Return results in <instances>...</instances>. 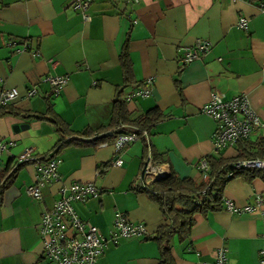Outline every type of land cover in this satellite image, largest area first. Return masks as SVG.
<instances>
[{"label":"crops","instance_id":"crops-1","mask_svg":"<svg viewBox=\"0 0 264 264\" xmlns=\"http://www.w3.org/2000/svg\"><path fill=\"white\" fill-rule=\"evenodd\" d=\"M72 2L0 0V88L18 90L10 102L14 108L44 113L49 99L75 132L106 126L124 84L119 55L128 38L135 83L126 85L125 95L149 90L147 96L134 95L128 110L137 114L156 107L168 115L149 131V146L178 177L200 181L201 158L237 155L236 146L214 151V121L200 111L211 90L227 99L245 94L264 121V10L259 0H92L89 21ZM239 18L247 21L246 28L237 26ZM197 39L209 41V52L180 66L181 48ZM58 75L68 79L52 96L46 77ZM31 88L35 93L28 96ZM258 136L264 132L249 139ZM0 138L6 142L1 172L27 147L38 154L53 152L59 135L47 120L4 115ZM145 153L143 140H135L119 152L122 165L112 166L117 156L113 137L66 146L57 154L60 180L42 188L43 200L25 192L34 180L33 166L20 167L0 199V264H47L37 232L40 216L59 197L60 185L73 181H91L99 189L96 197L72 203L77 215L105 238L99 264H157L159 250L151 237L114 241L109 236L117 211L145 223L150 236L166 222L159 204L133 188ZM257 195L264 196L260 177L234 175L223 188V198L236 206L252 204ZM220 247L227 264H260L264 204L252 212L196 213L187 238L171 239L175 264H213Z\"/></svg>","mask_w":264,"mask_h":264},{"label":"built area","instance_id":"built-area-1","mask_svg":"<svg viewBox=\"0 0 264 264\" xmlns=\"http://www.w3.org/2000/svg\"><path fill=\"white\" fill-rule=\"evenodd\" d=\"M91 1L73 0L72 2V6L81 12L84 21H89L91 18L87 12ZM139 1L126 0L133 4ZM259 6L264 10V0H259ZM237 26L246 28L247 21L244 18H239ZM210 48L209 41L204 39H197L194 44L182 47L180 66L201 59L209 52ZM35 54L36 52L33 51L32 55ZM50 64L53 67L55 62L52 61ZM67 79L66 75L46 77L51 85L52 96L59 94ZM34 93L32 88L27 91L28 96ZM137 94L147 96L149 90L142 89L126 96V99L129 101ZM17 97L18 90L16 88H0V105L10 103ZM200 111L214 121L213 147L215 153L226 147H234L242 140L249 139L252 133L264 132V121L259 118L245 94H238L227 99L221 92L211 90L208 100L201 106ZM141 138L149 145V133L146 131L141 135L135 132L116 134L113 137V147L117 156L111 160L110 165L121 166L123 161L118 155L119 152L131 142L142 140ZM5 148L6 142L0 138V159ZM51 154L52 152L38 154L33 148L27 147L13 159L14 166L19 164L33 166L34 180L25 188L26 194L33 199L43 200L42 188L60 180L57 169L60 159L57 155L51 157ZM197 166L204 177L209 169L205 157L199 160ZM232 166L235 170L257 169L264 171V158H243L236 160ZM168 174L169 170L153 157L150 146H148L143 164L136 176V185L146 188ZM58 194L59 197L52 206L41 213L37 227L42 257L47 264H99L98 260L104 252L105 238L95 225L81 219L72 206L73 202H86L96 197L99 194V189L91 181H73L67 185H60ZM221 203L222 208L229 212H252L264 204V196H255L254 202L245 206H236L232 200L223 197ZM109 236L114 241L118 238L151 237L145 223L130 221L124 212L119 211L114 214ZM260 254L262 255L259 259L260 264H264V249ZM213 264H227L225 248L220 247L216 250Z\"/></svg>","mask_w":264,"mask_h":264},{"label":"trees","instance_id":"trees-1","mask_svg":"<svg viewBox=\"0 0 264 264\" xmlns=\"http://www.w3.org/2000/svg\"><path fill=\"white\" fill-rule=\"evenodd\" d=\"M119 61L124 84L117 89V94L112 101L111 117L106 126L94 130L88 129L75 132L56 114L49 99H46L44 113L22 111L14 108L11 103H7L0 105V117L13 115L22 117L25 120H47L51 122L59 135V140L51 157L57 155L66 146L83 144L84 142L79 138H96L93 143L100 144L109 137H97L106 132H111V137L118 133L135 132L138 135H141L144 131L149 133L158 121L168 115L156 107L137 114L128 110V100L124 90L126 85L135 83L132 62L129 56L128 38H126L121 48ZM141 139L145 144V150H147L149 145L146 144L143 138ZM236 149L237 155L233 158H223L217 155L205 156L209 169L200 181L181 178L170 171L167 176L154 181L146 188L138 187L134 181L133 188L147 193L150 198L156 201L165 217L166 222L151 236L159 250L157 264H175L171 252V239L175 235L180 240L187 238L196 213L206 214L209 211L222 208L223 188L230 177L241 175L246 180H252L256 177L264 180V171L262 170H235L232 166L239 159L250 157L264 158V137L258 136L254 140H242L236 145ZM151 153L157 161L161 162L157 154H153L152 151ZM13 159L0 172V199L18 169L26 165L19 164L14 166Z\"/></svg>","mask_w":264,"mask_h":264},{"label":"water","instance_id":"water-1","mask_svg":"<svg viewBox=\"0 0 264 264\" xmlns=\"http://www.w3.org/2000/svg\"><path fill=\"white\" fill-rule=\"evenodd\" d=\"M24 127H27V124L25 125H22ZM112 136V133L111 132H106V133H103L101 135H99L97 138H107V137H111ZM82 142H86V143H90V142H93L96 138H79Z\"/></svg>","mask_w":264,"mask_h":264}]
</instances>
